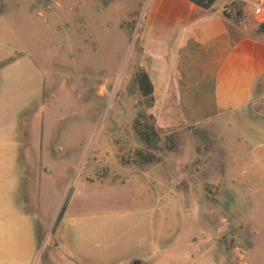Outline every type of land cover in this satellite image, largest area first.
I'll return each mask as SVG.
<instances>
[{"label":"rangeland","instance_id":"obj_1","mask_svg":"<svg viewBox=\"0 0 264 264\" xmlns=\"http://www.w3.org/2000/svg\"><path fill=\"white\" fill-rule=\"evenodd\" d=\"M151 6L0 0V160L24 146L20 170L48 165L28 199L50 187L48 211L59 202L31 264H65L57 240L82 264H264V148L244 155L217 122L157 125L137 84ZM70 209L83 213L68 223Z\"/></svg>","mask_w":264,"mask_h":264},{"label":"crops","instance_id":"obj_2","mask_svg":"<svg viewBox=\"0 0 264 264\" xmlns=\"http://www.w3.org/2000/svg\"><path fill=\"white\" fill-rule=\"evenodd\" d=\"M258 6L264 0H214L208 6L193 0H152L143 65L154 85L152 114L160 128L217 122L233 131L244 155L264 148V22L256 14ZM4 147L10 158L0 160V264H31L40 240L38 224L44 231L51 226L59 202L48 211L54 192L50 187L40 196L30 186L28 199L29 180L42 179L48 165L31 163L38 166L34 170L24 162L20 170L24 146ZM82 213L70 209L67 222ZM57 241L62 262L83 263L81 248Z\"/></svg>","mask_w":264,"mask_h":264},{"label":"trees","instance_id":"obj_3","mask_svg":"<svg viewBox=\"0 0 264 264\" xmlns=\"http://www.w3.org/2000/svg\"><path fill=\"white\" fill-rule=\"evenodd\" d=\"M197 4L208 6L210 5L214 0H193ZM137 84L139 86V89L142 91V94L144 96H149L153 100V92H154V85L150 78L149 73L146 70H142L140 73L137 74ZM138 135L140 136V139L143 140L147 145L154 147L156 145L157 141H154L153 139L157 138L159 140V131L158 129L153 125L146 124L144 125L143 129H138ZM156 139V140H157ZM155 156H147L145 162H153L155 160Z\"/></svg>","mask_w":264,"mask_h":264},{"label":"built area","instance_id":"obj_4","mask_svg":"<svg viewBox=\"0 0 264 264\" xmlns=\"http://www.w3.org/2000/svg\"><path fill=\"white\" fill-rule=\"evenodd\" d=\"M256 14L262 19L264 22V6H258L256 7Z\"/></svg>","mask_w":264,"mask_h":264}]
</instances>
